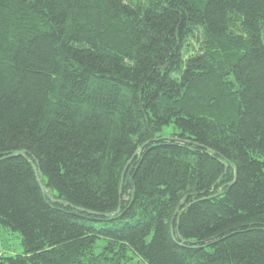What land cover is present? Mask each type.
<instances>
[{
	"label": "trees",
	"instance_id": "16d2710c",
	"mask_svg": "<svg viewBox=\"0 0 264 264\" xmlns=\"http://www.w3.org/2000/svg\"><path fill=\"white\" fill-rule=\"evenodd\" d=\"M0 225V264H264V0H0Z\"/></svg>",
	"mask_w": 264,
	"mask_h": 264
},
{
	"label": "water",
	"instance_id": "95a60500",
	"mask_svg": "<svg viewBox=\"0 0 264 264\" xmlns=\"http://www.w3.org/2000/svg\"><path fill=\"white\" fill-rule=\"evenodd\" d=\"M147 144H149V142L143 143V145L140 147V149H143L145 146H147ZM134 155H137V153H135ZM13 156H21V157H23L26 161H29V158L26 156V154H25L24 151H23V152L19 151V152H17L16 154H14ZM130 162H131V160L128 162V164H129ZM30 164L33 165L32 162H30ZM223 165H224V167H227L226 164H223ZM32 167H33V172H34V175H35L36 181H37V183H38V186L40 187V189L43 191V193H44L45 195H48V193L51 192V190H50L49 188H44V187L42 186V184L40 183V179H42V174H41L39 168H38V167H35V166H32ZM121 184H122V177H121V180H120L119 195H121ZM130 185L132 186V182H131V181H130ZM220 193H221V189L218 190V193H217L215 196H219ZM210 198H212V197H209V198H202L201 201L206 200V199H210ZM50 201H51V203H54V204H60V205H62L64 208L70 207V208L74 209V210L77 211V212H83V213H85V214H87V215H92V216H101V217H105V218H106V217H108V216H109V217H112L113 215H117V214H119V212H120V207H119V208L115 211L114 214H109V215H108V214H100V213H95V212L87 211V210H85V209H81V208L73 207L71 204H69V203H67V202H65V201H62V200H56V199L50 198ZM184 201H185V198H183V199L179 202L178 207L176 208V213H177V214H178V212H179L180 207H182V206L184 205ZM181 242L184 244L186 241H184V240L182 239Z\"/></svg>",
	"mask_w": 264,
	"mask_h": 264
},
{
	"label": "rangeland",
	"instance_id": "374dc122",
	"mask_svg": "<svg viewBox=\"0 0 264 264\" xmlns=\"http://www.w3.org/2000/svg\"><path fill=\"white\" fill-rule=\"evenodd\" d=\"M168 130H162L163 137H168ZM123 199H127L124 197ZM22 253V245L20 241V235L15 232H11L7 229H4L0 225V254L5 257H14Z\"/></svg>",
	"mask_w": 264,
	"mask_h": 264
}]
</instances>
